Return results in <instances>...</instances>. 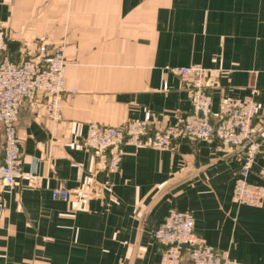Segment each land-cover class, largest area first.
<instances>
[{
    "label": "crops",
    "instance_id": "obj_1",
    "mask_svg": "<svg viewBox=\"0 0 264 264\" xmlns=\"http://www.w3.org/2000/svg\"><path fill=\"white\" fill-rule=\"evenodd\" d=\"M0 29L14 62L61 45L74 90L55 121L42 96L20 107L21 168L32 177L0 186V264H162L151 231L169 207L191 211L195 232L233 264H264V197L232 200L242 153L226 157L233 148L214 139L124 144L110 171L83 145L90 122L182 119L189 94L170 68L192 64L212 71V111L256 89L253 131L264 125V0H0ZM257 141L247 180L264 187V128ZM2 143L0 128V159ZM60 188L68 197L53 199Z\"/></svg>",
    "mask_w": 264,
    "mask_h": 264
},
{
    "label": "built area",
    "instance_id": "obj_2",
    "mask_svg": "<svg viewBox=\"0 0 264 264\" xmlns=\"http://www.w3.org/2000/svg\"><path fill=\"white\" fill-rule=\"evenodd\" d=\"M6 33L0 29V125L2 128V158L0 159V186L13 188L27 183L32 175L21 168V142L17 134L20 107L37 96L44 98L43 107L50 120L60 117V105L67 89L64 70L67 60L62 46L47 48L41 44L36 58L14 62L7 55ZM187 88L191 109L175 123L151 127V115L142 119H128L119 126L90 122L83 145L97 161L110 171H116L121 161V147L169 149L182 138L191 140H217L221 147L235 149L247 143L242 151L243 160L238 170L232 200L237 204L260 206L264 187L248 182L251 164L259 151L257 138L251 139L253 121L258 112L256 89L246 97L224 95L212 111V71L198 64L172 67ZM166 88V83L163 84ZM53 199L68 197L64 188L51 191ZM160 247L162 264H233L226 252L217 251L194 230V216L187 209L169 207L159 225L151 231Z\"/></svg>",
    "mask_w": 264,
    "mask_h": 264
},
{
    "label": "water",
    "instance_id": "obj_3",
    "mask_svg": "<svg viewBox=\"0 0 264 264\" xmlns=\"http://www.w3.org/2000/svg\"><path fill=\"white\" fill-rule=\"evenodd\" d=\"M1 128V125H0ZM264 125H262L260 128H258L256 131H253L252 135H251V139L255 140L257 138V136L261 133V131L263 130ZM2 131V128H1ZM247 143L242 144L241 146L232 149L229 153V155H227L226 157H232V156H236L237 154L241 153L245 147H246Z\"/></svg>",
    "mask_w": 264,
    "mask_h": 264
},
{
    "label": "rangeland",
    "instance_id": "obj_4",
    "mask_svg": "<svg viewBox=\"0 0 264 264\" xmlns=\"http://www.w3.org/2000/svg\"><path fill=\"white\" fill-rule=\"evenodd\" d=\"M3 30V29H2ZM5 32V31H4ZM41 45V44H40ZM58 46H61V45H58ZM39 47V46H38ZM55 47H57V46H55ZM63 49V48H62ZM64 54V53H63ZM204 68H206V67H204ZM206 69H209V68H206ZM242 153V152H241Z\"/></svg>",
    "mask_w": 264,
    "mask_h": 264
}]
</instances>
